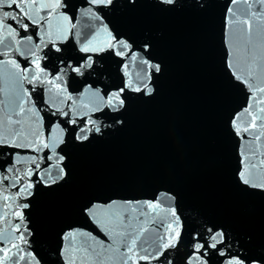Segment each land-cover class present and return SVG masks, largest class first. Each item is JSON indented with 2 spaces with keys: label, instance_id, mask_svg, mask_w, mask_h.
Returning <instances> with one entry per match:
<instances>
[{
  "label": "water",
  "instance_id": "obj_1",
  "mask_svg": "<svg viewBox=\"0 0 264 264\" xmlns=\"http://www.w3.org/2000/svg\"><path fill=\"white\" fill-rule=\"evenodd\" d=\"M16 3L0 264H264V0Z\"/></svg>",
  "mask_w": 264,
  "mask_h": 264
},
{
  "label": "snow or ice",
  "instance_id": "obj_2",
  "mask_svg": "<svg viewBox=\"0 0 264 264\" xmlns=\"http://www.w3.org/2000/svg\"><path fill=\"white\" fill-rule=\"evenodd\" d=\"M104 2L110 3L111 0H104ZM164 2H165V3H173L174 0H164ZM12 3H16V0H12ZM8 7H11V3L8 4ZM16 7H17V8H21V11H23V7H22V4H21V3H16ZM24 15L27 16V15H28V12H24ZM3 17H4V18H10V19H12V20H16L17 23H20L21 26L24 27V28H27V27H28L27 24H23V23H22V20H18V19H17V14H15V13L4 12V13H3ZM0 23H3V20H0ZM120 43H121L122 46L126 47V45H123V42H122V41H121ZM144 63H145V64H148L147 61H144ZM149 67H150V68H154L155 71H157V72L160 70L159 65H151V64H149ZM77 70H79V69H77ZM234 74H235V73H234ZM237 78H238V79H241V77H240L239 75H237ZM136 90L139 91V89H136ZM150 91H151V89H149V92H150ZM118 95H119L118 93H117V94H114V95H113V98L110 99V100L108 101L109 104H112V102H113L114 99H118ZM254 99H255V97H254ZM119 103L122 105V104H123V101H119ZM245 112L247 113V112H248V109H245ZM256 118H258V117H256ZM254 119H255V118H254ZM234 123H235V121H234ZM97 130H99V129H97ZM237 131L239 132L240 130L237 129ZM4 142H5V141L0 140V143H4ZM262 163H264V161H262ZM9 171H12V169H9ZM242 176H243V174H242ZM5 178H6V177H5ZM244 182H245V183H249V181H248L247 179H245ZM15 183H19V180H16ZM262 186H264V185H262ZM28 187H31V185L29 184ZM21 191L24 192V191H27V189H26V188H21ZM173 214H174V213H173ZM221 236H222V234H220V233H216L215 235L212 236V240H213V241H216L218 238H221ZM0 238H3V237H0ZM211 246H212V247H215V243H213ZM200 247H201V245H197V249H198V250H199ZM234 264H239V262L236 261V262H234Z\"/></svg>",
  "mask_w": 264,
  "mask_h": 264
}]
</instances>
